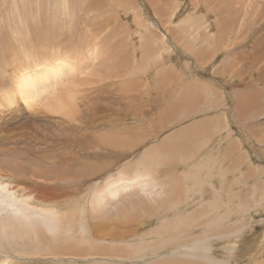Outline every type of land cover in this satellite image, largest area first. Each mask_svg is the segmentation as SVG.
Here are the masks:
<instances>
[{"label": "rangeland", "instance_id": "1", "mask_svg": "<svg viewBox=\"0 0 264 264\" xmlns=\"http://www.w3.org/2000/svg\"><path fill=\"white\" fill-rule=\"evenodd\" d=\"M30 2L32 9L29 7L27 15L22 16L25 27L30 26L34 36L30 30L21 34L20 29H15L24 23L17 19L21 13L19 11L27 9L21 5L22 0H0V23H2L0 46L3 44L0 48L2 86L11 90L10 79L16 74L19 65L18 62L16 64L13 62L15 66L12 67L15 69L13 70L10 64L11 61H17L23 50L32 56L36 52L37 54L46 52L45 47L50 45L46 49L47 55L44 57L45 53L41 54L42 59L52 57L53 53L54 57L57 54L61 55L62 52L67 56L71 55L69 58L72 59L78 60L80 57L76 62H83V66L80 67L82 73L79 68L80 72H75L78 75L71 74L73 79L69 77L71 79L67 80H70L68 82L72 86L69 87L73 88V84L79 86L76 87L77 91L80 90L78 92L75 87L74 90L72 89L76 92V96L78 94L77 97L75 96L78 100H80L79 96L81 101L83 98L86 100L87 97L89 100L99 101L98 105L103 104L105 107V113L102 115L108 117L111 123L110 120L106 123L101 122L97 135L102 139L106 136L111 137L110 143L101 145L102 148L99 149L101 152L119 153L114 162L108 164L111 172L117 170L118 174L127 167L128 175L132 177L137 169L152 170L151 174L158 177L160 180L158 182L163 186L161 194H177L174 199L182 197L181 202L170 200L174 203L167 204L168 206H162V197H157V202L150 204L146 201L140 206L139 211V208L133 211L134 217H138L140 221L131 224L133 234L125 240L144 239L138 250L127 249V251L126 247L130 248L128 244L115 242L112 244L107 240L103 245L99 244L97 251L102 248H106L104 249L106 251L100 250V253L95 255L97 258L90 256L86 260L79 258L71 262L75 264H187V262L188 264H197V262L219 264L215 261L208 263L206 256L211 255L218 261H229L227 264H264V76L261 72L264 67V53L261 52L262 43L259 42L264 35L262 28L264 10H260L264 8L262 1L253 0L249 3L251 8L246 6L248 4L246 2L242 6L243 9L239 6L243 1L239 0L234 2L231 0L228 2L227 0H67L66 4H62V0H30ZM36 2L43 7L38 8ZM17 5L20 8L18 12L15 10ZM38 9L41 12H38ZM31 11L35 13L32 14L34 17L31 16ZM256 17L258 20L260 18L261 22H257ZM37 22L40 27L37 26ZM45 22L47 25L49 23L48 28L42 26ZM32 27H35L34 31ZM38 28L42 33V30L47 31L46 36L52 39L53 47L48 41L50 39H45V34L41 37L39 31L40 35L37 34L39 38L35 35L38 33ZM48 30H51L50 34ZM3 32L6 34L1 37ZM19 34L23 41L25 36H29L31 39L26 38L25 41L28 44L31 42L33 47L29 45L31 48H28L25 41L23 47ZM34 37L42 41H36ZM55 42L58 44L55 45ZM45 43H49L48 46ZM92 43H96V48L100 45L99 53L94 59L96 61L89 59L91 52L89 55L87 51L93 50L90 46ZM37 46L40 49L43 47L41 52L40 49L37 50ZM50 48H53V51ZM9 50L17 56L14 55L15 59ZM27 52H24V55ZM8 56H11V60ZM5 60H9L10 64ZM88 70L93 74L97 73L90 77L91 73ZM87 74L89 76L84 80ZM75 80L76 82H73ZM64 85L62 87L67 89L68 87ZM62 90H59L60 94ZM66 91L72 92L71 89ZM79 109L91 113V109L87 106ZM27 115L23 113L18 121L26 120ZM39 115L31 117L37 118V121L36 118L31 120L35 123L34 126L44 131L49 130L52 135L56 128L59 129L63 124L70 122L67 120L65 124V119L62 120L59 116L56 118V115L52 114H47L51 118L46 113ZM55 118L59 120L60 126L55 123ZM46 121H51V125ZM45 122L50 129L46 127ZM40 129L35 133L40 136L46 135ZM57 132L61 133L60 129ZM50 133L47 132L46 136H51ZM32 141L36 144L35 139ZM39 145L41 144L35 145L37 150L41 148ZM105 173L106 171H103L101 174L105 175ZM67 179H72L69 180V184ZM103 181L101 178L98 183L91 186L87 184L88 186L78 189L77 185L80 181L72 177L61 180L59 185L61 188L67 186L63 189L68 193L70 191L73 195L88 198L90 194L86 193L89 191L91 193V189ZM78 192L86 193L78 194ZM162 199L168 200V198ZM121 208L117 215L113 216L114 221L124 220ZM177 209H181L185 221L190 222L184 221L185 225L183 223L178 225L179 230L190 231L195 238L198 235V239H201L200 236L209 238L202 243L203 245L208 243L204 255L196 256V246L191 249L193 248L191 244L180 248L176 247V244L160 241L165 231L164 238H168L169 233L165 229L160 230L158 226L166 222L170 228L174 227L173 212ZM220 215L224 216L221 218L224 223L219 222ZM210 217H214V222L213 220L210 222ZM92 219L90 218L89 225L112 221V218L100 219L96 215H92ZM204 222L210 223L211 226L208 223L206 226ZM199 223H202L201 227L197 228V224L200 226ZM215 223L217 226L219 224L217 229L221 233L230 225L236 232L232 234L230 228V231L226 230L230 233L224 231L226 234H220L217 231L219 234L217 233L216 236L212 233V230L214 232L217 230L213 228V225L216 227ZM245 223L246 226L242 227L243 230L240 232L241 226ZM189 224L194 227L191 228ZM237 224H241L240 229L239 226L235 229ZM202 226L205 227L204 231L200 230ZM220 227L226 228L220 229ZM237 229L240 232L238 234ZM151 234L158 236L152 237ZM106 244L110 247L107 248ZM122 247L127 251L126 253L122 254L124 251ZM117 249L121 252H116ZM119 254H122V257H119ZM94 260L97 262L94 263ZM67 261L70 262L69 259Z\"/></svg>", "mask_w": 264, "mask_h": 264}, {"label": "bare ground", "instance_id": "2", "mask_svg": "<svg viewBox=\"0 0 264 264\" xmlns=\"http://www.w3.org/2000/svg\"><path fill=\"white\" fill-rule=\"evenodd\" d=\"M231 1L234 2V0H231ZM239 1H243V4H241V5L239 4V6L243 9L242 6L246 2H248V4H249L253 0H239ZM261 1H262V4L264 5V0H261ZM66 2H67V0H62V4H66ZM196 2H198V1H196ZM227 2H228V0H227ZM36 3H37L38 8L43 7L42 5H39L38 2H36ZM248 4L246 6L250 7V4L249 5ZM21 5L23 7H27L26 11L20 10L19 5H17L15 7V10L17 12H18V10H20L19 12H21V13L19 15V18L17 17V19L22 20L24 23L22 26L21 25L17 26L15 29H20L21 34H24L22 32H24V31L26 33L29 32L30 26L25 27V20H24L22 15H24V16L27 15L26 12L28 11L29 7H31L30 5H32V3L30 2V0H22ZM64 7H65V5H64ZM31 9H32V7H31ZM260 10L263 11L264 8L263 9L260 8ZM238 11H240V8H238ZM38 12H41L40 9H38ZM65 12H66V10H65ZM249 13H250V10H249ZM262 13H264V12H262ZM32 14H33V11H31V16L34 17L33 15L35 13L33 15ZM245 14H246V12H245ZM254 14H256V13H254ZM53 15H55V14H53ZM232 15H234V14L232 13ZM256 16L259 17L258 15H256ZM56 17H58V16H56ZM257 17H256V19L258 20ZM22 21L20 22V24L22 23ZM259 21H260V18L257 22H259ZM242 22H244V21H242ZM245 23H246V21H245ZM1 24L2 23H0V25ZM190 25H192V24H190ZM37 26L40 27V24L38 23ZM42 26L47 27V26H49V23L47 25V23L45 22V25H42ZM8 27H9V30H11L9 25H8ZM52 27H53V25H52ZM206 27H208V25H206ZM1 28L3 30L2 26H1ZM34 28L32 27L33 31H34ZM47 28H46V30H47ZM262 28L264 29V27H262ZM76 29H78V28H76ZM244 30L246 31L245 28H244ZM39 31L40 30L38 28V33L35 34L36 36L42 34L41 35V37H42L45 34V37H46L45 39L46 40L50 39L48 41L51 42L52 39L50 37L47 38L48 36H46L47 31L42 30L43 33L40 31V34H39ZM50 31L48 30L49 34H50ZM53 31H55V30H53ZM249 31H251V30H249ZM4 32L2 33L1 37H3V34H6ZM17 32H15V33H17ZM30 32L33 35L31 30H30ZM206 33H207V31H206ZM21 34H19V36L21 37L20 39L22 40ZM19 36H17V37H19ZM33 36H32V38H33ZM26 38L31 39V38H29V36L28 37L25 36V40H26ZM38 38H39V36H38ZM53 38H55V37H53ZM245 39H247V37ZM21 40H20V42H21ZM24 41L21 42L23 47L25 46V42H26V41L25 42ZM36 41H40V40L36 39ZM41 41H42V39H41ZM4 42H5V40H4ZM4 42H2V43H4ZM18 42H19V40H18ZM52 42L50 44H52ZM259 42L262 43L261 52L264 53V35L262 36V41H259ZM30 43L28 44L26 42V44H28V46L26 45L28 48H31V47H29V45L32 46V43L31 44ZM62 43H61V45H62ZM47 44H49V43H45V45H47ZM56 44H58V43L55 42V45ZM93 44H95V45H93ZM2 45L0 46V48L3 47ZM16 45H18V44H16ZM22 45H19V46L21 47ZM33 45L36 46L35 43ZM92 45L95 46V48ZM92 45H90V46H91V48H93V50L92 51L90 49L87 50V51H89V53H88L89 55L91 52V55L90 56L88 55V56L90 57L89 59H91V61H96L94 59H96L97 54L99 53L98 50L100 48L99 47L100 45H98V48H96L97 47L96 43H92ZM12 46H11V48H12ZM53 46H54V44H52L51 47H53ZM4 47H5V45H4ZM48 47H45V48L48 49ZM56 48H58V46ZM87 48H88V46H87ZM39 49L40 48L38 47L37 50L39 51ZM42 49H43V47L40 49L39 52H41ZM46 49H45L46 52H44L45 55L42 52L41 53L38 52L39 54H37V52H36L32 56L26 50H23V52H20L21 54L19 53L20 56L17 58L16 62L11 61L12 64L9 63L10 62L9 60H11L10 59L11 56H8L9 60H5V61L6 62L8 61L7 63L12 65L11 67L9 66L11 69H13L15 67V66H13V62L15 64L17 62L19 63V64L17 63V65H19L18 66L19 68L16 65V67H17L16 74H13V76H11L12 79H10L11 80L10 83L12 84L13 89L11 88V90H8V89H6L7 87L4 88L5 86L4 85L2 86V84L0 83L1 84L0 85V154H1L0 156H2V157H0V264H75V263L71 262V260L76 261L79 258H84V260H86V258H88L90 256L96 257L95 255L100 253V250H102V249H103L102 252H105L106 250L104 251V249H106V248H102L100 250L98 249L99 252L97 251V248H98L99 244L103 245V243H106L107 240L111 241L112 244H114L113 242H115L116 244L126 243V245L128 244L127 246L130 247V248L126 247V250L127 249L128 250L129 249L135 250L139 246H141V243L144 242V239L125 240V238H128L129 236H131L133 234V231H132L133 227L131 226V224H136L138 221H140V219L138 217H134L133 211L134 210L136 211L138 208H139L138 209V211H139L140 206L141 205L143 206V204H145L146 201H148L150 204H152V202H157L158 201V200H156L157 197L168 198V200L161 198V200H162L161 205L162 206L167 205V204L172 205L174 202H171L170 200L181 202V198H182L181 197L179 199L178 198L174 199L173 197H175L177 194H161L163 192L162 191L163 186L158 182V181H160L158 179V177L151 174L152 170H149V169L146 170L145 168L137 169L135 171V174H132L133 175L132 177H130L128 175L127 167H125L123 170H121L118 174H117V170H114L113 172H111V167H109L108 164L111 161L114 162V159L117 156H119V153L109 152V154H105V153L101 152L99 150L102 148L101 145L105 144V143H110L111 137H109V136L107 137L105 135L106 138L102 139L101 137H99L97 135L99 133V130H98L99 124L101 122L106 123L110 120V119H107L108 117H105L102 115L105 113V107L103 104H102V106H99L98 105L99 101L95 102L96 100L92 101V100H89V98L87 99V97H86V100H84V98H83V101H81V96H79L80 100H78V98H76L78 96V94L76 96V92L73 91L74 89L76 90V87L78 85L75 83L76 85L74 86V84H73V88L75 87L73 89V88H71L72 86L68 82L70 80H67V79H71L72 75L73 76L76 75L75 72L78 71V69L83 66V62H76V61L80 60V57L78 60L72 59V58H69V57H71V55L67 56L66 53L63 54V52L61 55L60 54L55 55V57H54V53H53L52 57L47 58V59L43 58V59H45V60H43L41 57V54L44 55V57H45L47 55ZM52 49L53 48H50V50H52ZM54 49H55V47H54ZM215 50L217 51V49H215ZM52 51H50L51 54H52ZM65 51H66V49H65ZM9 52H10V50H9ZM24 52H27L26 55H24ZM10 53L13 54V52H10ZM70 53L71 52H69V54ZM12 54H10V55H12ZM14 55L15 54H13V58L15 59L17 56L15 55L16 57H14ZM77 55H79V54L77 53ZM5 57L7 58V56H5ZM40 57H41V60H40ZM13 58H12V60H13ZM87 61H88V59H87ZM85 63H87V62H85ZM97 64H98V62L96 63V66H97ZM81 69L82 68H80V71H81ZM13 70H15V69H13ZM94 70L96 71V69H94ZM94 70H92V71H94ZM80 71H78L77 73H79ZM89 71L90 70H88V72ZM14 72L15 71H13V73ZM261 72L264 76V67L261 69ZM81 73H82V71H81ZM89 73H91V72H89ZM96 73H94V74L96 75ZM92 74H93V72L91 74H89L90 77ZM94 74L92 76H94ZM82 75H81V77H82ZM89 75L88 74L85 75L86 78H84V80H86L88 78L87 76H89ZM69 77H71V78H69ZM79 77H80V75H79ZM90 77H89V79H90ZM66 81L68 83H66ZM73 82H76V80ZM84 83H85V81H84ZM64 84L66 85V88L68 87L67 89H64L65 87H62V85H64ZM69 86H71V87H69ZM61 88H63L65 91L62 90ZM69 88L71 89L72 92L66 91V90H70ZM59 90H62L64 93L66 92V94H62L63 92L60 94ZM58 91H59V93H58ZM78 91H80V90H78ZM70 93H72L73 95L75 94V95L72 96V94H70ZM99 104H101V103H99ZM82 105L84 107L87 106V108H90L91 113L88 112L89 113L88 114L85 111H82L83 108H82V110L79 109V107H83ZM85 110H87V109H85ZM27 112L30 113L29 116L27 115L28 114ZM23 113L27 115L26 116L27 119L23 120V121L22 120L18 121L19 117L21 115H23ZM43 113H46V115L47 114L56 115V118H57V116H59L60 119H62V118L65 119V124H66L67 120H70V122L67 123L66 125H64L62 123L63 126L61 128L59 127L61 133H58L57 131L59 129H57V128H56V130L52 129L54 127L53 125L55 123L60 126V124H59L60 122H58L59 120H56V118H55L56 122H55V120L53 121V123L54 122L55 123L54 124L52 123L53 127H51V129H52V131L53 130L56 131V133L53 131V135H52L51 134L52 132L50 133L49 130H46L47 132H49L51 134V136L47 137L46 136V135H48L47 132L44 131L43 129L38 128L41 130V132L43 130V134H46V135L40 136L39 134L37 135L35 133V131L36 130L38 131V129L36 128V126H34L35 123L31 121L32 119H35L36 117L35 118H31V117H34L33 115H35V116L39 115V114L43 115ZM48 117L51 118V116H48ZM48 117H46V118H48ZM52 117H54V116H52ZM50 118H48V119L50 120ZM42 119H43V117H42ZM36 121H37V118H36ZM46 122H50V125H51V121H46ZM109 122L111 123V120ZM36 123H38V122H36ZM78 123H80V124L82 123V124L79 125ZM42 124L45 125L44 123H42ZM38 127H40V126L38 125ZM46 127H48L50 129V126H48V124ZM44 128H45V126H44ZM48 128H45V129H48ZM40 130H39V132H40ZM97 131H98V133H97ZM32 139H35L36 144L44 145V147L39 145V147H41V148L37 150V147H35L36 144L32 143L33 142ZM30 141H31V143H30ZM97 144H98V146H96ZM128 146H129V144H128ZM95 147H97L98 149H95ZM146 153L147 152H145L144 155H146ZM10 157H11V159H9ZM117 159H119V158H117ZM103 171H106L105 175L101 174ZM72 177L79 179L80 182L77 185L78 189H81L82 187L86 186L87 184L89 186H91L94 183H98L101 178H103L104 181H103V183L99 184L98 186L96 184L95 187L91 189L92 190L91 193H90V191L88 193H86V192L79 193L78 192V194H85V193L90 194L89 197L86 198L85 196H81V195H77V194L73 195L70 193V191L68 193L66 190H64L67 186L65 188L63 187L64 188L63 189L59 185V182H61V180H63V179L65 180V178H72ZM73 180H75V179H73ZM70 181L68 182V184L70 183ZM62 185H64V184H62ZM66 185H67V183H66ZM70 188H72V187H70ZM75 191H76V189H75ZM216 195L217 194H215V196ZM215 196H214V198H215ZM120 208L123 211L121 213L124 216V220L114 221L113 216L117 215ZM180 211H181V209H177L173 212V214H174L173 223L175 224L174 227L170 228L168 225H166V222L165 223L160 222L161 224H163L164 227L160 224L158 226V228L160 230L165 229L169 233L168 234L169 237L167 235L168 238H164L163 236H165V234H166V231L164 230L165 231L164 235L162 236V233L160 234V236L163 237V238L162 237L160 238V241L167 242V243L170 242L171 244H176V247H180V248H184V246H189V244H191L192 247L193 246L197 247V248L195 247V255L196 256L199 255V257H200V255H204L206 253L205 251H206L207 245H208V243H207V245H203L202 243H204L203 241H206L209 238L205 237V236H200L201 239H198L197 238L198 235H197L196 236L197 239H196L193 236L192 232H190V231L188 232L186 230L185 231L179 230L178 225H180L182 223L184 224L185 222H187V221H185L186 220L185 216ZM91 212H92V215H96V217H98L100 219L112 218V221H110V222L104 221V222H99L97 224H95V223L91 224L90 223V225H89L90 218H91V220H93ZM89 215H91V216H89ZM219 217L218 218L220 219L219 220V222H220V221H222L221 218H223L224 216L222 217V215H220ZM218 218H215V219L218 220ZM212 220L214 222V217L210 219V222ZM215 222L217 223V221H215ZM187 223H190V222H187ZM204 223H206V226H207L208 222H204ZM216 223H215V225H216ZM222 223H224V221H222ZM201 224H200V226H198V224H197V228L201 227ZM246 224L247 223H245V225L241 226L240 232H242V230L246 226ZM208 225L211 226L210 223H208ZM229 225H230V223H229ZM240 225L237 224L235 229L238 226H239L238 229H240ZM204 226H205V224H204ZM218 226H219V224H218ZM218 226L216 225V227H215L213 225V228L217 229ZM230 226H232V225H230ZM230 226L227 227L228 231L231 230L232 234H235V233H233L235 231L234 228L230 227ZM192 227H194V226L192 225L191 228ZM204 228L205 227L202 226V228L200 230L203 229V231H204ZM206 228L209 229L208 227H206ZM222 228H226V227H222ZM222 228L220 227V229H222ZM230 228H232V229H230ZM238 229H237V231H238ZM218 230L219 229H217L215 231L216 233L214 232V230H212L213 231L212 233L217 236L219 233L220 234H223V233L226 234L228 232V231L224 230V231H226V233H225L222 230L223 233H221V232H219L220 230L219 231ZM240 232L238 231L237 234ZM146 233H148V232H146ZM228 233H230V232H228ZM157 234H154L153 236H156ZM207 234H209V233H207ZM151 236H152V234H151ZM222 236L223 235H221V237ZM225 236L226 235H224V237ZM221 237L219 236V238H221ZM239 237L242 238L241 236H239ZM216 240H218V239L216 238ZM108 244H106V246H108ZM78 245H79V247H78ZM198 245H202V246L199 247ZM169 246H171V245H169ZM109 247L110 246H108L107 248H109ZM123 247H125V246H123ZM194 247L191 249H194ZM211 249H212V247H211ZM213 249H214V247H213ZM126 250L125 249H124V251L122 250L123 251L122 254L126 253L128 251V250L127 251ZM208 250H209V247H208ZM116 252H121V251H119L117 249ZM212 252H213V250H212ZM106 254H103V255H106ZM115 254H112V256ZM122 254H119L120 256L119 255L118 256L122 257L121 256ZM101 255H99V256H101ZM126 255H128V254H126ZM224 255H223V257H224ZM118 256H115V257L119 258ZM129 256H127V257H129ZM229 256H228V258H229ZM206 257L208 258V260L206 259L208 261V263H209V261H213V262L215 261L217 263L219 262V264H225V263L227 264L229 262V261L225 262L223 260L218 261L216 258H214L211 255H208ZM67 259H69L70 262L67 261ZM92 259H94V258H92ZM203 260L204 259H202L201 262H203ZM120 261H122V260H120ZM91 262L93 263V261H91ZM96 262H97V260L94 263H96ZM88 263H90V262H88ZM157 263H159V262H157ZM177 263H178V261H177ZM198 263L199 262H197V264ZM96 264H98V263H96ZM187 264H188V262H187Z\"/></svg>", "mask_w": 264, "mask_h": 264}]
</instances>
